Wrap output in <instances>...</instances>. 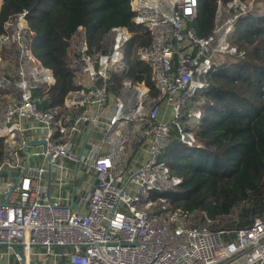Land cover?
<instances>
[{
	"label": "built area",
	"instance_id": "built-area-1",
	"mask_svg": "<svg viewBox=\"0 0 264 264\" xmlns=\"http://www.w3.org/2000/svg\"><path fill=\"white\" fill-rule=\"evenodd\" d=\"M128 1L149 42L113 26L95 46L77 26L64 38L72 88L60 103L50 96L51 69L32 51L28 11L2 24L0 264H14L10 244L21 246L26 257H13L22 264L31 251L45 264H264V212L237 226L236 215L211 218L162 195L182 181L163 154L173 139L201 147L213 57H244L232 38L257 0H217L206 36L193 27L198 0ZM138 62L152 88L145 73L117 80Z\"/></svg>",
	"mask_w": 264,
	"mask_h": 264
},
{
	"label": "trees",
	"instance_id": "trees-1",
	"mask_svg": "<svg viewBox=\"0 0 264 264\" xmlns=\"http://www.w3.org/2000/svg\"><path fill=\"white\" fill-rule=\"evenodd\" d=\"M216 2L198 0L193 27L199 36L213 27ZM22 10L28 11V24L35 32V55L54 75L50 89L54 103H60L72 88L64 38L77 26L86 27L95 46L113 26L138 30L143 35L141 44L149 42L148 31L132 21L128 0H1L0 32L5 19ZM232 43L244 57H224L209 73L210 87L196 134L201 147L171 141L163 159L182 181L178 190L162 195L175 206L204 210L211 218L236 215L237 226H244L253 215L264 212V12L240 18ZM144 73L152 88L144 63L130 64L117 80L128 76L140 81ZM232 225V221L224 224Z\"/></svg>",
	"mask_w": 264,
	"mask_h": 264
},
{
	"label": "rangeland",
	"instance_id": "rangeland-1",
	"mask_svg": "<svg viewBox=\"0 0 264 264\" xmlns=\"http://www.w3.org/2000/svg\"><path fill=\"white\" fill-rule=\"evenodd\" d=\"M264 12V0H257V7H256V10L254 11V13L258 14V13H263ZM35 33V32H34ZM36 42L37 41H34L33 43V46H32V51L33 53L35 54L34 50H35V47H36ZM125 50L128 54V47H125ZM213 59H215V61H218L217 63L220 65L222 62H224V56H214ZM171 142H169L165 152L168 151L169 147L171 146ZM79 182V180H77V183ZM22 250V249H21Z\"/></svg>",
	"mask_w": 264,
	"mask_h": 264
},
{
	"label": "crops",
	"instance_id": "crops-1",
	"mask_svg": "<svg viewBox=\"0 0 264 264\" xmlns=\"http://www.w3.org/2000/svg\"><path fill=\"white\" fill-rule=\"evenodd\" d=\"M0 3H1V0H0ZM6 174H7V172H6ZM0 248H3V247H0ZM33 251H41V249H39L38 247H35V248H33ZM13 252H14V250H12V252L11 251L9 252V254H10L9 255L10 261H13L14 264H22L21 262H18V261H15L14 260ZM23 256L26 257L25 254ZM29 258H30V261L32 263H34V264H45L44 262H46L48 260L46 257L44 258L42 256L33 254L32 251H31V254H30Z\"/></svg>",
	"mask_w": 264,
	"mask_h": 264
},
{
	"label": "water",
	"instance_id": "water-1",
	"mask_svg": "<svg viewBox=\"0 0 264 264\" xmlns=\"http://www.w3.org/2000/svg\"><path fill=\"white\" fill-rule=\"evenodd\" d=\"M85 140H86V137L83 139V145H84V143H85ZM35 144H37V142H35V141H33V142H30V145H35ZM83 145H82V147H83ZM82 150V148L80 149V151ZM80 155V154H79ZM5 170V169H4ZM6 172H7V170H5ZM17 180H18V177L16 176L15 178H14V184L17 182ZM5 246H7L6 244H2V245H0V247H5ZM12 250H14L15 252H18V253H20L21 255H22V253L20 252V250H19V248L21 247L19 244H10V245H8ZM22 257H24L23 255H22ZM31 264H34V263H32L31 262ZM61 264H65V260H61Z\"/></svg>",
	"mask_w": 264,
	"mask_h": 264
}]
</instances>
